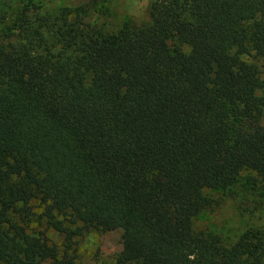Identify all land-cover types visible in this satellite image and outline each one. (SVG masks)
Segmentation results:
<instances>
[{
  "label": "trees",
  "instance_id": "1",
  "mask_svg": "<svg viewBox=\"0 0 264 264\" xmlns=\"http://www.w3.org/2000/svg\"><path fill=\"white\" fill-rule=\"evenodd\" d=\"M87 13L0 3V264H74L89 229L116 264H264L258 232L192 223L242 171L264 195V0H149L110 34Z\"/></svg>",
  "mask_w": 264,
  "mask_h": 264
},
{
  "label": "rangeland",
  "instance_id": "2",
  "mask_svg": "<svg viewBox=\"0 0 264 264\" xmlns=\"http://www.w3.org/2000/svg\"><path fill=\"white\" fill-rule=\"evenodd\" d=\"M39 5L41 10L54 12L60 7L86 5L90 23L97 26L104 34L115 33L125 22L145 23L148 19L149 0H0L4 21L25 3ZM258 65L259 85L249 97L264 100V61ZM262 123L264 124V105ZM209 196L218 201L217 206L200 211L193 219L196 230L218 234L224 242L234 237L256 231L264 239V195L260 191L254 175L242 171L229 188L206 190ZM52 241L61 246L63 238L55 232L46 230ZM72 256L74 264H116L120 250L119 231H99L89 229L72 239Z\"/></svg>",
  "mask_w": 264,
  "mask_h": 264
}]
</instances>
